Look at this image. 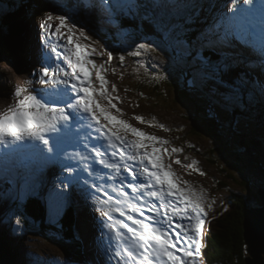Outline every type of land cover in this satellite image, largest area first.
<instances>
[{
  "label": "snow or ice",
  "instance_id": "obj_1",
  "mask_svg": "<svg viewBox=\"0 0 264 264\" xmlns=\"http://www.w3.org/2000/svg\"><path fill=\"white\" fill-rule=\"evenodd\" d=\"M174 3L179 7L190 4L197 10L200 7L197 0H174ZM101 5L104 10L114 14L119 0H101ZM60 7L66 8L67 5ZM72 7H76V4L73 3ZM74 14L66 11L56 15L45 13L40 28L47 36L42 39V44L50 48V53L57 59L41 54L40 71L36 74L39 80L26 81L30 87L16 86L15 103L0 110V153L5 157L24 154L41 164H49L60 162L65 157L72 160L74 157L67 155L68 146L83 148L88 155L80 151L75 155L92 163H85L79 169L65 163L63 170L70 175L59 180V184L66 188L80 184L83 179L81 191L86 200H91L101 189L93 178L96 175L93 165L99 164L107 170L105 182L119 178L121 189L114 191L120 198L111 203L112 197L109 195L103 207L93 205L94 211L100 213L102 228L108 230V233L101 232L100 240L107 237L109 241L104 249L105 255L112 258L109 264H112V260L115 264H203L204 225L215 201H210L203 189L197 190L187 181H181L171 164L163 162L162 153L172 157L174 153H181L182 149L173 146L169 150L165 147L170 144L169 141L147 135L112 114L111 110L115 109L123 115L122 110L113 103V100L122 102L118 95H113L118 89L113 84L109 91V81L104 75L108 71L105 65H111L114 59L113 53L107 46H104V51H99L90 43H84L95 41L76 24ZM196 15L197 11H194L185 18L184 23H193ZM53 20L59 22L54 30L49 23ZM53 35L57 37L56 43L51 42ZM65 36L61 50L59 41ZM257 38L261 43L259 49L254 46ZM184 43L188 44V41ZM192 43L198 45L196 59L201 61L209 78L231 89L230 93L222 94L226 104L233 96H243L247 89L253 93L258 90L264 98V75L255 80H250L246 73L232 75L244 62L235 51L237 46L256 55L258 66L264 74V0H227L213 25L200 32ZM134 49L127 54L138 57L156 51L148 43H138ZM105 52L107 61L97 64L90 58L93 55L103 56ZM205 52L214 54L216 59L213 60L211 55L205 56ZM124 60V55L119 56L121 64ZM93 71L99 88L92 79ZM112 71L115 72V69ZM36 83L45 87L37 89L34 86ZM135 119L146 123L143 117L137 116ZM159 127L163 129V125ZM122 133H131L137 139L129 141ZM101 138L104 144L91 143L93 139ZM105 145L112 149L111 159ZM172 162L199 175H206L195 167V160L186 165L179 158ZM133 164L138 167L134 168ZM73 172L76 174L71 175ZM81 172H86L87 177H82ZM123 173H127V176ZM89 178H93L91 185ZM181 183L185 186L180 187ZM51 199L53 222L58 223L57 217L61 214L66 196L62 191L53 190ZM145 211L152 215L146 216ZM116 214L123 219H116ZM16 224H21L19 218Z\"/></svg>",
  "mask_w": 264,
  "mask_h": 264
},
{
  "label": "rangeland",
  "instance_id": "obj_2",
  "mask_svg": "<svg viewBox=\"0 0 264 264\" xmlns=\"http://www.w3.org/2000/svg\"><path fill=\"white\" fill-rule=\"evenodd\" d=\"M62 1L65 3L64 0ZM62 1L57 0L56 3L62 4ZM127 1L130 6L133 5L130 0ZM91 7L95 9L94 4ZM159 17L164 20L165 25L162 27L165 33L163 40L153 37L146 39L140 36L131 38L132 34H127L126 38L122 37L121 41L124 45H120L121 49L118 50L120 56H125L123 62L125 66L130 64L132 69L134 64L131 61L136 63L138 70L134 72L135 75L132 78H136L139 84L144 81L151 82L153 85H150V89L155 88L154 85L157 88L152 89L153 92L145 88L136 92L137 87L131 84L128 86L130 77L125 79V76L111 71L110 65L106 64L105 67L108 68V71L104 75L109 81L108 90L111 91L113 84L117 87L118 92L113 95H118L122 102L113 100V103L122 110L123 115L116 112L115 109L111 111L118 119L125 120L147 135L169 141L170 144L165 145L169 150L173 146L182 149L181 153H174L172 157L162 153V160L165 164H171L172 170L181 178V181H187L197 190L203 189L208 199L215 201L213 210L209 212L204 225L203 243H205L206 238L210 236L225 211L228 192L239 194L248 202L249 206H255L257 203L256 200L253 202L252 196L255 199V191L261 187L264 188V138H262L264 130L261 125L260 127L257 125V121L253 120L257 119V116L250 109L259 91L258 94L250 91L248 103L246 96L243 95L233 96L226 104L222 94L230 93L231 89L221 86L216 80L209 78L207 70L199 60L196 61L198 69L195 70L194 65H191L193 60L188 61L182 54V48H179L178 43L168 38V35H171L172 30L176 27V20L169 18L167 13ZM37 18L35 24L30 22L26 30L25 56L22 54L19 59H15L13 52L10 57L5 56L0 62V110L15 103L14 90L16 86L30 87L26 85V81L39 80V76L36 74L40 71L41 54L44 57L52 56L53 60L57 59L50 53V48H45L42 44V39L47 34L40 28L42 21L39 20V17ZM49 23L53 25L54 30L59 22L53 20ZM82 28L95 43L83 42L90 43L91 47H95L99 51H104L102 42L88 28ZM65 31L62 30V32ZM65 40L66 36L59 41L61 50H63ZM115 40L117 41V39ZM51 42H57L55 35L51 37ZM255 42L254 46L260 47L261 43L258 38ZM138 43H148L156 48V51L144 53L138 57L129 56L128 51H134V45ZM39 49L41 50L40 54H38ZM235 51L239 57H245L247 60L246 67L240 68L244 72L246 71L251 80L264 75L261 73L254 53L238 46ZM90 58L99 64L107 61V53L105 52L103 56L93 55ZM201 65L203 69H200ZM185 73L190 74V78L187 75V78H183V82L182 77ZM92 79L95 86L99 88V82L95 81L94 71ZM186 84L188 96L181 91L184 88L182 85ZM34 86L37 89L45 87L39 83ZM132 89L135 91L133 92ZM246 92L249 94L248 90ZM260 100L264 103V98L261 96ZM101 103L106 104L107 102L101 101ZM261 107L264 108V106ZM137 116L143 117L146 123L138 122L135 119ZM258 117L261 116L258 115ZM200 124L215 128V134L220 135V140L209 138L197 131ZM159 125H163V129ZM122 135H126L129 141L137 139L131 133H122ZM93 140V144L105 143L102 138ZM243 140L248 141L247 145L243 144ZM225 147H228L227 151H224ZM106 148L105 145V150L108 149V153L111 154L112 150ZM71 149L76 148L71 147ZM71 149L67 150L72 151ZM75 152L77 151L75 150ZM229 154H232V157L226 161L235 160V156L238 158V161L235 160V169L224 164L225 156ZM67 155L74 158L68 160L65 157L60 162L41 164L34 158L33 162L25 161L23 160L25 155L20 154L14 158V164L6 165L7 162L13 160L12 158L9 161V157H3L0 161V233L4 231L5 240L8 241L9 247L16 252V264H91L92 261H97L98 264H109V260L112 259L104 252L109 243L107 237L103 241L100 240L101 232L108 233V230L102 228L100 213L94 211L93 205L103 207L104 201L108 200L109 195L112 197L111 203L120 198L117 191H114V189H121L119 178L108 179L105 182L107 170L99 164L93 165L96 168V175L93 178L97 184L101 185V189L91 200H86L81 191L83 179L80 184H73L66 188L59 184V180L70 175L68 171L63 170L65 163L76 169L82 168L85 164V161L75 153ZM109 156L111 157V155ZM176 158H179L185 165L195 160L197 162L195 167L206 175H199L196 171L183 167L181 164L173 163L172 161ZM79 159L83 161L80 162L82 166L75 162ZM23 161L26 164H23ZM1 162H4L3 165ZM91 163L92 161L89 160L88 164ZM129 163L132 162L129 161ZM133 167L138 166L133 164ZM11 169L19 171L17 178L8 176ZM75 174L73 172L71 175ZM80 175L87 177L88 174L81 172ZM123 175L127 176V173H123ZM93 178H89V185ZM245 178L250 180L248 186L243 185ZM218 184L223 185L222 189L218 187ZM179 186L184 187L185 185L181 183ZM53 190L62 191L66 196L61 214L57 217L58 223L53 222L51 212V192ZM22 193L25 195L22 196ZM31 201H39L43 206L46 219L41 229L31 217L24 216V208L31 206ZM69 211L73 213L74 217L72 227L69 225L67 227V224L65 226L63 223ZM145 215L151 216L152 214L145 211ZM17 218L21 220L20 225L16 224ZM115 218L120 219L118 214ZM121 219L123 218L121 217ZM105 222H107L106 218ZM15 229L19 230L14 231ZM172 234L174 235V233ZM109 235L112 234L109 233ZM112 264H115L114 260H112Z\"/></svg>",
  "mask_w": 264,
  "mask_h": 264
},
{
  "label": "trees",
  "instance_id": "obj_3",
  "mask_svg": "<svg viewBox=\"0 0 264 264\" xmlns=\"http://www.w3.org/2000/svg\"><path fill=\"white\" fill-rule=\"evenodd\" d=\"M46 1L51 0H44L41 2V0H0V62L3 60V57L5 56H11L14 52V58L19 59L20 56H24L26 54L25 51V31L29 25L30 21L35 20V17L44 16L46 12H52L56 13V9L53 5H49L45 3ZM75 1V2H74ZM73 3H78L76 0H74ZM209 2V7L204 12V17L206 18L212 11L215 13H218L221 9H223L225 4L227 2H224L223 0H207ZM72 3V4H73ZM215 5V7L213 5ZM71 7V6H68ZM82 10V9H81ZM85 12L83 17H90V14L87 11L82 10ZM210 11V12H209ZM68 12V11H67ZM97 14H100V11L96 12ZM74 17L78 18L77 16L73 15ZM101 18V17H99ZM98 17L93 18L94 24L96 25H102L103 19H99ZM135 23H132V22ZM125 21L123 29L121 28L122 24L118 27L119 32H125L126 34H133L131 30H124V28H133L137 30L138 34L142 35H136V36H142V38L149 39L150 37H156L159 40H161V36L157 35L153 31V27L148 21L141 22V20H130ZM95 32V35L100 37V39L103 41V43L109 48V50L112 51L114 59L113 61H117V65L119 64V54L117 53L118 50L116 49V42L114 41V38L112 33H116L114 28H111V30L107 31L103 35V32L99 29V27L92 28ZM187 30V29H185ZM184 30V32H185ZM189 30V28H188ZM186 31V33L188 32ZM145 35V36H144ZM195 35H192V38L194 40ZM190 38H186L189 45H192L194 49L197 48L195 44L192 43ZM18 49H20V53L18 54ZM117 51V52H115ZM24 52V53H23ZM190 52V51H189ZM188 52V53H189ZM196 54V53H195ZM194 54V55H195ZM209 56L208 54H206ZM212 59L215 60L216 57L212 56ZM190 58L193 59L192 54L188 55V61H191ZM246 67V65H241L240 67ZM237 68L233 72V77L237 73H244V71L241 68ZM132 72L125 71L123 73V76H125V79L127 77H130L128 81L129 84L134 85L137 87L136 92L145 88L150 89L151 82L144 81L142 84H139L137 82V79L132 78ZM187 78V77H186ZM186 80V79H185ZM182 81L184 82V79L182 77ZM184 88L181 90L185 95L188 96V93L186 89H188L187 84L184 86ZM156 89L157 87L154 85ZM150 89V92H153L154 90ZM133 92L135 91L132 89ZM249 94L246 92L244 95L247 98L248 103V96L250 95V90L247 89ZM260 98V97H259ZM258 97L253 100V105L250 107V109L256 114L255 116L258 117L257 119H253L257 121V125L263 128L264 130V108L261 106H264V103L260 101ZM250 110V111H251ZM201 126H207V125H200ZM198 127V128H199ZM209 131L210 128L208 127ZM198 130V129H197ZM207 130V129H202ZM256 130V129H255ZM242 137V136H241ZM262 138H264V131L262 133ZM257 140H260L257 138ZM248 141L243 140V144L247 145ZM213 164V163H212ZM222 172V171H221ZM222 184H218V187L220 189ZM31 206H28L24 209L25 217H31V219L37 223L43 228L45 216L42 214V208L39 206L38 202L31 201ZM250 207L249 204L246 203V201L235 192H228L227 201L225 203V211L222 213V216L220 220L216 223L215 227L212 230V233L210 236L206 238V241L204 243V248L202 251V257H203V264H244V259L246 257V251H245V245L243 241V213L244 211ZM41 215V217H40ZM64 225L67 227L73 226V214L69 211L66 220L63 222ZM3 232L0 233V264H16V252L13 251L9 247V243L7 240H5V236L3 235Z\"/></svg>",
  "mask_w": 264,
  "mask_h": 264
},
{
  "label": "water",
  "instance_id": "obj_4",
  "mask_svg": "<svg viewBox=\"0 0 264 264\" xmlns=\"http://www.w3.org/2000/svg\"><path fill=\"white\" fill-rule=\"evenodd\" d=\"M76 24L80 27H86L89 29V25L73 16ZM20 49H18L19 52ZM204 125V124H200ZM199 125V126H200ZM210 128V131L208 129ZM202 129H207L202 130ZM197 131H200L209 138H216L220 140V135L215 134V128H211L209 125L199 127ZM224 151L228 150V147L223 148ZM237 154V152H236ZM232 154L225 156L226 159H230ZM235 160L238 158L235 156ZM235 160H228L224 164L232 169H235ZM245 182L243 185L248 186L249 181L247 178L243 179ZM255 199L252 196L253 202L256 200L255 206L248 207L243 213V241L246 248V257L244 264H264V188L261 187L255 191ZM248 203V202H246Z\"/></svg>",
  "mask_w": 264,
  "mask_h": 264
},
{
  "label": "bare ground",
  "instance_id": "obj_5",
  "mask_svg": "<svg viewBox=\"0 0 264 264\" xmlns=\"http://www.w3.org/2000/svg\"><path fill=\"white\" fill-rule=\"evenodd\" d=\"M103 11H104L105 14H106L107 11L104 10V9H103ZM112 15H113V13L110 14V16H112ZM259 43H260V42H259ZM102 139H103V138H102ZM93 142H94V140L91 141V143H93ZM71 147H72V146H68L67 149H71ZM106 149H107V148H106ZM71 150H72V149H71ZM75 150H76V151L83 152V154L86 153V152L83 150V148H76V149H73L72 151L67 150V154H71V155H72L73 153H75ZM111 150H112V149H111ZM107 152H108V149H107ZM109 155H110V153H109ZM16 156H17V155L7 156V157H9V158H13V160H12L11 162H7L6 165L8 166V164H14V161H15L14 158H15ZM3 157H5V156H3V154L0 155V161H2V158H3ZM108 158L111 159L110 156H109ZM23 160L33 162V158H31V157H29V156H26V155H25V157L23 158ZM25 161H23L22 163H23V164H26ZM75 162L79 163V164H78L79 166H82V165H81V163L83 162L82 160L79 159L78 161L76 160ZM80 162H81V163H80ZM22 163H21V164H22ZM85 163H88V161H85ZM1 167H2V166H1ZM2 168H3V167H2ZM11 170H13V169H11ZM11 170H10V172L8 173V176L11 177V178H17V177H18V173H19V171H18V170H13V171L11 172ZM4 188H6V187H4ZM7 188H10V187H7ZM32 190H34V189L32 188ZM36 202H38L39 206L42 208V212H43L42 214H44L45 219H46V215H45V212H44V210H43V206H42L41 202H39V201H36ZM24 209H25V208H24ZM24 216H25V213H24ZM138 218H141V219H142V217H138ZM120 219H121V217H120ZM73 222H74V217H73ZM146 222H150V221H146ZM127 223H128V221H127ZM130 223H131V222L129 221V224H130ZM83 251H84V249H83ZM245 251H246V248H245ZM91 264H98V262H97V261H94V262L92 261Z\"/></svg>",
  "mask_w": 264,
  "mask_h": 264
}]
</instances>
